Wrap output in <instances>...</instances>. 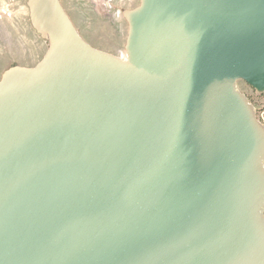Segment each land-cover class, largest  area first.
<instances>
[{
  "label": "water",
  "instance_id": "water-1",
  "mask_svg": "<svg viewBox=\"0 0 264 264\" xmlns=\"http://www.w3.org/2000/svg\"><path fill=\"white\" fill-rule=\"evenodd\" d=\"M0 78V264H264V0H140L125 58L30 0Z\"/></svg>",
  "mask_w": 264,
  "mask_h": 264
},
{
  "label": "rangeland",
  "instance_id": "rangeland-1",
  "mask_svg": "<svg viewBox=\"0 0 264 264\" xmlns=\"http://www.w3.org/2000/svg\"><path fill=\"white\" fill-rule=\"evenodd\" d=\"M80 38L91 47L125 58L127 23L123 13L140 0H58ZM30 0H0V78L15 67H34L45 54L48 43L31 22ZM238 90L256 109L264 125V92L237 82Z\"/></svg>",
  "mask_w": 264,
  "mask_h": 264
},
{
  "label": "built area",
  "instance_id": "built-area-1",
  "mask_svg": "<svg viewBox=\"0 0 264 264\" xmlns=\"http://www.w3.org/2000/svg\"><path fill=\"white\" fill-rule=\"evenodd\" d=\"M108 4L111 2V0H107Z\"/></svg>",
  "mask_w": 264,
  "mask_h": 264
}]
</instances>
